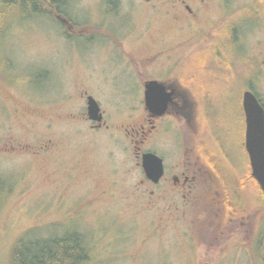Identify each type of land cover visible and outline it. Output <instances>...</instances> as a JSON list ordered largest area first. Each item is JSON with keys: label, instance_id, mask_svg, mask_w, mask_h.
Wrapping results in <instances>:
<instances>
[{"label": "rangeland", "instance_id": "1", "mask_svg": "<svg viewBox=\"0 0 264 264\" xmlns=\"http://www.w3.org/2000/svg\"><path fill=\"white\" fill-rule=\"evenodd\" d=\"M152 4L156 6L144 0H68L69 24L64 27L63 18L53 17L43 0H24L19 6L0 2V22L7 25L2 33L0 29V264H11V251L22 237L71 230L85 236L89 264H259L253 252L263 251L264 198L251 184L241 198L229 196L237 211L231 209L227 216L228 208H212L205 190L195 203L179 209L146 203L142 167L125 134L141 121L142 95L133 98L129 87L124 93L139 71L144 77L158 73L146 70L143 57L173 49L175 23L159 9L160 2ZM223 4L230 10L227 19L242 21L245 48L253 56L262 40L264 44V0L208 2L202 22L205 16L218 17ZM37 7L40 13L33 12ZM255 9L262 24L257 19L259 27L252 29L255 19L245 16ZM102 25H117L123 34L145 29L148 34L101 43L96 27ZM162 56L159 73H179L174 56ZM204 59L194 62L196 67L186 64L183 73L194 74L198 94L210 110L206 129L220 143L212 145L224 148L229 157L217 173L202 177L201 185L218 190L236 186L242 178L241 113L235 75ZM79 89L93 91L102 103L109 131H96L82 121ZM128 104L135 108L127 110Z\"/></svg>", "mask_w": 264, "mask_h": 264}, {"label": "flooded vegetation", "instance_id": "2", "mask_svg": "<svg viewBox=\"0 0 264 264\" xmlns=\"http://www.w3.org/2000/svg\"><path fill=\"white\" fill-rule=\"evenodd\" d=\"M43 1L51 7L52 10L48 12L53 14V17L63 18L61 24L66 27L69 24V17L68 20L65 17L67 13L69 14L68 10L65 9L68 0ZM154 1L161 3L158 4L159 9L175 23L174 37H171L175 39L173 49L169 48L167 52L166 48L165 51L155 50L151 55L143 57L146 70L148 71L150 67L155 73H158L154 75L150 73L147 77H144L139 71V77L130 79L131 86L126 85V93H124L126 96L129 87V93L133 94V98L137 95L139 100V96L142 95L143 115L141 121L133 124L131 131L127 128L125 133L127 137L132 138V154L137 161H140L141 167L142 156L146 153L154 154L162 161L163 171L156 180L149 177L142 167L143 178L141 184L146 195V203L151 204L154 200L153 205L155 203H158V205L166 203L179 209V205L186 206L195 203L197 196H202L201 192L205 190L204 193L208 192L205 197L210 196L212 208L215 211H219L217 209L219 206L228 208H225L227 212L224 213L227 216L229 210L230 212L231 209H233V212L237 211L235 204L232 206L228 202L230 195L234 200L235 198H241V194L245 192L244 187L248 184H251L255 193L261 197L263 193L259 183L252 176L246 151V116L243 109V95L249 91L255 96L264 113L263 40L259 44L258 52L255 51L253 56H248L245 48L246 28H243L241 20L232 23L227 19L230 16V10L226 8V4H223V9L218 17L205 16L206 22L203 23L204 16H202V12L208 2L211 3L214 0H144V2L151 3L152 6H156L152 4ZM221 2H224V0H221ZM33 12L40 13L41 10L37 7L33 9ZM250 14L252 16H245V20L254 18L255 26L252 29H256L259 27V21V24H262L261 19L263 16H259L256 9L251 11ZM111 17L114 18V14ZM116 27L117 25L113 28L104 25L96 27L98 28L99 41L101 43H111V40H117L119 43H123L125 39H140L142 35L146 38L148 34L146 29L140 33L136 32L139 34L131 31L123 34L121 31L118 32L119 30ZM103 31H107V33H103ZM200 54L202 55L199 57ZM123 55L126 60V54L123 53ZM162 55L170 56V60L174 56V70L179 71V73L173 75L159 73V65L163 63L164 59ZM204 58L214 60L221 71L227 69L235 75L232 84L236 88L241 113L242 131L239 144L244 165L242 168L240 167L239 174L242 175V178L237 180L236 186L227 188L220 186L221 188H218V190H214L211 186L206 188L201 185L202 177L211 171L217 173L220 164L227 159L229 161V157L224 148L221 147L220 149L218 147L220 151L212 145L214 140L217 145H220V143L214 137L216 136L215 133L209 128L206 129L210 110L205 99L202 100L198 94L194 74L186 75L183 73L186 64L190 62L197 63L198 61L201 63L205 60ZM133 62H137V59L133 58ZM235 62L237 68H235ZM195 63L194 67H196ZM134 64L136 65V63ZM152 81L156 82L152 93L154 98L148 104L145 100V90H147L146 85H149ZM95 87L98 88L97 85ZM77 92L84 99V105H82L80 112L83 115L82 121L87 122L91 129L96 131H109L111 126L106 120V109L103 108L98 98L93 95V91L79 89ZM90 96L96 100L100 107L101 120L99 121L91 120L88 116V97ZM162 104L165 105V109L162 113H159ZM124 108L131 110L135 106L128 104ZM75 116V119H80L79 116ZM68 119L71 120V118ZM115 129L118 130V128ZM212 139L213 143L211 142ZM47 145L45 144V146ZM46 148L50 149L49 146ZM36 154L39 153L35 152Z\"/></svg>", "mask_w": 264, "mask_h": 264}, {"label": "trees", "instance_id": "3", "mask_svg": "<svg viewBox=\"0 0 264 264\" xmlns=\"http://www.w3.org/2000/svg\"><path fill=\"white\" fill-rule=\"evenodd\" d=\"M2 1L19 6L24 0H0ZM5 27L7 25L1 21V33ZM262 197L264 198V193ZM261 235L262 254L255 253L253 247V258L258 260L259 264H264V233ZM89 260L90 249L85 236L77 230L67 231L63 235L22 237L10 254L11 264H89Z\"/></svg>", "mask_w": 264, "mask_h": 264}, {"label": "water", "instance_id": "4", "mask_svg": "<svg viewBox=\"0 0 264 264\" xmlns=\"http://www.w3.org/2000/svg\"><path fill=\"white\" fill-rule=\"evenodd\" d=\"M156 82L146 85L145 100L149 104L154 98L153 88ZM151 89V91H150ZM165 105L162 104L159 113ZM243 109L246 116V151L252 170V176L264 193V113L255 96L247 91L243 95ZM88 116L91 120H101L100 107L93 97H88ZM142 167L152 179H157L163 171L162 161L154 154H143Z\"/></svg>", "mask_w": 264, "mask_h": 264}]
</instances>
